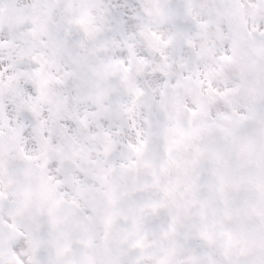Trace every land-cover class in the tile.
Wrapping results in <instances>:
<instances>
[{
  "label": "snow or ice",
  "instance_id": "6c2138e0",
  "mask_svg": "<svg viewBox=\"0 0 264 264\" xmlns=\"http://www.w3.org/2000/svg\"><path fill=\"white\" fill-rule=\"evenodd\" d=\"M0 264H264V0H0Z\"/></svg>",
  "mask_w": 264,
  "mask_h": 264
}]
</instances>
